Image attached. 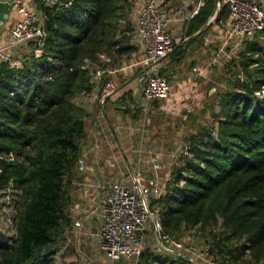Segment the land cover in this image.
Returning a JSON list of instances; mask_svg holds the SVG:
<instances>
[{"label":"trees","instance_id":"trees-1","mask_svg":"<svg viewBox=\"0 0 264 264\" xmlns=\"http://www.w3.org/2000/svg\"><path fill=\"white\" fill-rule=\"evenodd\" d=\"M128 6L126 0L38 1L40 55L28 43L18 67L0 63V195L18 192L13 234L8 242L0 235V264H56L86 115L72 99L92 87L84 60L132 49L117 24ZM212 9L213 1L203 0L184 34L201 27ZM225 16L222 8L215 20ZM263 32L245 45L242 63L255 64L252 76L220 94L219 111L210 114L216 125L189 136L182 165L155 200L163 232L219 222L223 240L236 242L229 248L217 239L219 252L235 261L246 251L264 264V92L255 94L264 86V48L257 46ZM137 258L136 264H193L148 249Z\"/></svg>","mask_w":264,"mask_h":264},{"label":"rangeland","instance_id":"rangeland-1","mask_svg":"<svg viewBox=\"0 0 264 264\" xmlns=\"http://www.w3.org/2000/svg\"><path fill=\"white\" fill-rule=\"evenodd\" d=\"M261 3L264 4V0H261ZM128 4V10L123 14L122 26L125 33L122 40L132 49L125 50L119 56L117 54L109 56L104 53L113 58L112 64L105 66L107 69L127 65L139 56L133 36L138 7ZM221 4V0H214L217 10L222 9ZM181 5L182 0H169L167 9L174 11ZM211 23L212 20H209L204 31L212 28ZM263 33L258 36V48H264ZM250 39L241 41L239 47H236L229 57L226 55L229 48H223L222 53L226 56L221 57L220 55L224 56V54L220 52L218 62L215 64H205L204 61L199 63L196 56L200 58L199 52L204 53L205 50L199 47L201 44L199 37L190 39L187 44L188 49L185 51L183 49L184 56H179L181 50L179 45L167 56L165 66L158 68V73L167 78L169 92L165 99L152 102L154 112H148L145 118L141 119L140 111L136 107L137 101L130 98L128 101L130 107L124 109L127 103L123 105L118 102V96L114 101L106 102L108 109L114 110L118 115L114 119V126L92 125L85 122L79 142V157L73 168L72 182L68 190L66 204L68 224L64 227L62 239L58 241L54 254L56 264L137 263V257L111 262L104 256L97 240L90 234L99 222L98 184L123 180L128 178V174L138 171L145 181H153V186L157 190H164L176 170L182 165L189 136L200 126L216 125L218 120H213L210 114L219 111L220 94L225 90L237 88L240 82L252 76V68L255 64L246 67L242 63L248 54L245 52V45ZM209 49L211 54L218 52L217 47H209ZM194 57L195 59L188 62ZM98 63L101 65V62ZM129 69L128 74L123 77L121 73H116V88H119L123 81H132L135 73L139 71V67L136 66ZM201 70L205 73L204 77L199 73ZM190 71L195 72L192 78L188 75ZM104 79L105 74L94 81L93 85L98 83L103 85L106 81ZM100 90L93 92H101ZM85 97L87 98L86 95H76L72 100L75 104L83 106L88 104L83 99ZM94 100L97 102L96 98ZM17 193L9 188L3 190L0 195V235L7 242L13 234L14 202ZM74 222H77V225ZM173 237L184 246L193 247L197 254L209 244L206 259L221 262L227 260L233 264H263L252 262L246 251L235 261L227 254H223V251L219 252L215 245L217 239L225 242L229 248L236 243L223 240L219 222L204 230L197 227L182 228L173 234ZM140 247L141 250L148 249L154 253H161V246L150 226H147L141 234Z\"/></svg>","mask_w":264,"mask_h":264},{"label":"built area","instance_id":"built-area-1","mask_svg":"<svg viewBox=\"0 0 264 264\" xmlns=\"http://www.w3.org/2000/svg\"><path fill=\"white\" fill-rule=\"evenodd\" d=\"M40 1L52 5L57 0ZM202 1L182 0L180 8L171 11L166 8L167 0H136L139 7L133 36L139 56L131 63L122 66V69L139 67L133 80L135 86L139 87L138 110L141 119H144L148 112H154L153 101L167 97L169 84L167 78L158 73V68L176 46L188 41L183 24L193 17ZM221 1V6H225L227 10L226 18L215 20L217 13L215 9L209 18L215 24L214 28L201 33L202 45L204 47L216 45L218 50L208 57L207 64L217 63L220 52L224 54L223 48H229L226 54L229 57L232 51L239 47L241 41L251 38L253 34L264 29V4L261 0ZM9 2L14 6L18 17L11 25L9 42L0 46V63L18 67L21 57L15 56L22 55V46L29 48L27 44L30 43L32 47L30 52L35 56L40 55L42 18L33 8L31 0H9ZM117 24L123 35L125 33L122 26L123 18H119ZM112 59L100 52L97 61L84 60V67L90 75L91 83L110 72L111 69L105 66H110ZM98 62H101V65ZM119 69L121 68L116 70ZM258 92L261 94L264 92L263 85L255 94L258 95ZM113 94L112 84L105 81L96 99L102 104L106 97ZM8 158L11 159L10 154ZM153 184L151 180L145 181L138 171L128 174V178L123 180L98 184L99 222L90 234L97 240L104 256L111 262L137 257L141 251V234L147 226H150L161 246V253L185 258L193 264H233L227 260L221 262L206 259L209 244L203 250L200 249L202 253L197 254L193 247H186L173 235L163 232L159 223V206L155 199L162 195L164 190H157ZM74 224L77 225V222Z\"/></svg>","mask_w":264,"mask_h":264},{"label":"crops","instance_id":"crops-1","mask_svg":"<svg viewBox=\"0 0 264 264\" xmlns=\"http://www.w3.org/2000/svg\"><path fill=\"white\" fill-rule=\"evenodd\" d=\"M38 1H40V0H31V4H32L33 8L35 9V11H38L37 10ZM212 1H213V9H212L211 14L208 16L206 22L201 27H199L196 31H194L190 35H187L188 38H189L188 41L185 44H182L183 49L185 51L189 47V45H187V44L190 41V39H193L195 37H199V43H201L199 45V47L203 48L205 51H204V53L202 51L199 52L200 53L199 54L200 58H197V56H196V60L199 63L200 62L201 63L205 62V64H206V60L209 57L208 55L209 54L211 55V53L209 51L210 50L209 47H216V45H210L208 47H204L202 45V41H201L202 36L199 33L205 32L204 28L208 25L210 16L213 14L214 10L217 9L215 7V5H214V0H212ZM126 2L132 4L134 7H139L138 3L136 2V0H129V1H126ZM167 2L169 3V0H167ZM166 8H167V6H166ZM222 8L225 9L226 16H227L226 7L222 6ZM219 11H220V9L217 10V13ZM217 13H216V15H217ZM226 16H225V18H226ZM17 17H18V15L15 12L14 6L9 2V0H0V46L5 45V44H7L9 42V40H10V28H11V25L13 24V22L17 19ZM225 18H220V19L224 20ZM183 25H184V29H185L186 22ZM210 25H211L210 27L214 28L215 24L211 23ZM28 49L29 48H26V47L22 46L21 47L22 54L27 55V53L29 51ZM181 55L184 56L185 54L181 53ZM15 57L19 58L21 56H15ZM166 58L163 59L160 67L165 66V64L167 63V62L165 63ZM193 59H195V57L194 58H190L188 60V62L192 61ZM122 66H125V65H122ZM122 66H120L121 69H119V70H116L119 67L110 68L111 69L110 72L105 75V79L104 80L110 82L112 84V87L115 88V89H114V94L106 97L102 104H99L98 101L96 102L94 100L97 96H99L100 92H93V91H96V90L99 91L100 88H102L103 85H100L99 83H98V85L97 84L93 85V83H92V87H91L90 92H88L86 94H83V95L87 96V98L85 97L83 99H85L88 102L87 105H83V106L79 105L85 110V113H86V115H85V117L83 119V131H84L85 122L86 123H92V125H95V124H97V125L107 124V126H111V127L114 126V121H115L114 119H116L118 115L115 113L114 110L108 109L106 102L114 101V99L117 98L118 96H119L118 102H120L123 105L127 103L125 105L124 109L130 107L128 105V101L130 100V98L133 101H135V102L137 101L136 107L138 109V105H139V87L135 86L133 79L130 82L123 81L119 85L120 87L116 88V80H115L116 79L115 78L116 73H121L122 74L121 77H123L124 75H127L129 70H130L129 68L122 69ZM194 68L196 69V66ZM199 73L201 74V77H204V74H205L204 71L201 70ZM194 74H195V72H193V71L188 72V75L190 76V78H192ZM106 78H108V79H106ZM121 96H123L122 100H121ZM123 112H125V111H123ZM120 139H121V137L119 138V142L121 141Z\"/></svg>","mask_w":264,"mask_h":264},{"label":"water","instance_id":"water-1","mask_svg":"<svg viewBox=\"0 0 264 264\" xmlns=\"http://www.w3.org/2000/svg\"><path fill=\"white\" fill-rule=\"evenodd\" d=\"M121 260H118V262H120Z\"/></svg>","mask_w":264,"mask_h":264}]
</instances>
